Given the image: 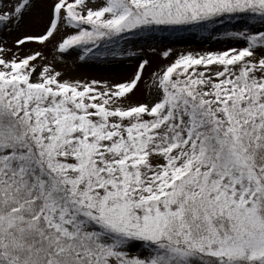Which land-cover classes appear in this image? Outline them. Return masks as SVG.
Here are the masks:
<instances>
[{"label": "snow or ice", "instance_id": "obj_1", "mask_svg": "<svg viewBox=\"0 0 264 264\" xmlns=\"http://www.w3.org/2000/svg\"><path fill=\"white\" fill-rule=\"evenodd\" d=\"M0 264H264V0H0Z\"/></svg>", "mask_w": 264, "mask_h": 264}, {"label": "rangeland", "instance_id": "obj_2", "mask_svg": "<svg viewBox=\"0 0 264 264\" xmlns=\"http://www.w3.org/2000/svg\"><path fill=\"white\" fill-rule=\"evenodd\" d=\"M171 47H174L177 50H193V51H203V50H208V49H218V48H222L225 45L223 43L220 42H210L208 40H199L195 37H187L184 41H181L179 43H175L172 45H169ZM145 55L148 56L149 59H151L153 61V67L155 66V62H156V58L153 57L150 53L147 52V49H145ZM136 61L132 62V67H128V62L125 61L123 66H122V70L126 75H131L132 71L134 70V67L136 65ZM69 69L72 70V65L71 63H69ZM152 69L149 68L147 70V72H151ZM147 74V73H146ZM142 87V86H141Z\"/></svg>", "mask_w": 264, "mask_h": 264}]
</instances>
